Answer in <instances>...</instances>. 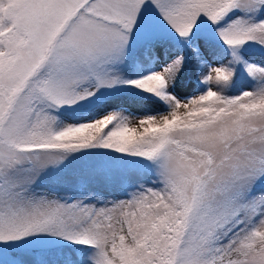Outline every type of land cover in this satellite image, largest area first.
<instances>
[{
    "label": "snow or ice",
    "instance_id": "1",
    "mask_svg": "<svg viewBox=\"0 0 264 264\" xmlns=\"http://www.w3.org/2000/svg\"><path fill=\"white\" fill-rule=\"evenodd\" d=\"M0 264H264V0H0Z\"/></svg>",
    "mask_w": 264,
    "mask_h": 264
},
{
    "label": "rangeland",
    "instance_id": "2",
    "mask_svg": "<svg viewBox=\"0 0 264 264\" xmlns=\"http://www.w3.org/2000/svg\"><path fill=\"white\" fill-rule=\"evenodd\" d=\"M196 88V81L191 73L189 72L187 78L183 79L182 82L178 85L177 91L181 97L192 94ZM127 112L125 114L130 116L132 124L135 125L138 123V119L142 118L146 114H156L163 111V105L156 101H143L129 103L126 105Z\"/></svg>",
    "mask_w": 264,
    "mask_h": 264
}]
</instances>
